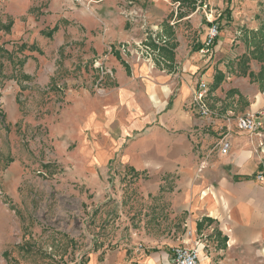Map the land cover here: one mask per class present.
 <instances>
[{
    "label": "rangeland",
    "instance_id": "1",
    "mask_svg": "<svg viewBox=\"0 0 264 264\" xmlns=\"http://www.w3.org/2000/svg\"><path fill=\"white\" fill-rule=\"evenodd\" d=\"M111 1L0 0V264H90L96 253L128 245L125 188L119 198L110 176L101 199L72 178L73 166L63 162L87 139L70 126L71 138L63 135V93L99 94L103 80L114 78L107 57L169 73L176 55H199L203 67L187 106L199 117L194 95L200 82L207 85L202 104L210 117L244 111V102L232 103L241 95L264 97V0H170L168 9L158 12L153 0ZM105 6L112 12L116 7L108 13L110 27L120 21L129 37L101 46L108 27L96 22L91 34L88 28ZM212 24L219 34L202 53ZM208 71L210 83L202 77ZM251 114H260L262 122V111ZM262 132L263 122L246 133ZM66 144L68 149L62 148ZM221 148L222 143L220 154ZM138 203L143 206L142 197ZM185 233L187 228L180 232Z\"/></svg>",
    "mask_w": 264,
    "mask_h": 264
},
{
    "label": "crops",
    "instance_id": "2",
    "mask_svg": "<svg viewBox=\"0 0 264 264\" xmlns=\"http://www.w3.org/2000/svg\"><path fill=\"white\" fill-rule=\"evenodd\" d=\"M169 3L153 0L152 7L166 11ZM115 9L105 6L89 23V34L96 22L108 27L101 46L129 37L120 21L110 27L108 13ZM200 61L199 55L179 54L175 70L162 73L111 56L106 63L114 78L103 80L99 94L63 93V135L71 138L70 126L87 138L63 161L73 166L70 176L101 199L112 176V192L120 198L125 188L127 196L128 245L98 252L90 264H171L172 250L182 244L197 245L199 264H264V132L238 131L235 124L240 116L262 111L264 126V97L241 95L232 103L244 102V111L199 117L187 106ZM202 77L211 82L209 71ZM223 139L230 148L221 155ZM183 228L188 233L181 235ZM137 243L143 244L140 252Z\"/></svg>",
    "mask_w": 264,
    "mask_h": 264
},
{
    "label": "built area",
    "instance_id": "3",
    "mask_svg": "<svg viewBox=\"0 0 264 264\" xmlns=\"http://www.w3.org/2000/svg\"><path fill=\"white\" fill-rule=\"evenodd\" d=\"M207 35L204 40V51L202 49V53H208V49L213 46L215 39L219 34V28L217 25H210L207 29ZM197 91L194 95L195 103L199 104L200 116L202 117H210L211 112L207 109V107L202 104V100L207 91V85L204 82H200L198 85ZM258 116L260 114H247L241 116L237 119L236 126L237 129L244 132H256L262 127V122L259 120ZM229 149V143L226 141L222 142L221 154H226ZM258 179L260 181L263 180V175H259ZM143 245L140 243L137 246V251H142ZM173 264H199V254L196 248H189L178 246L173 249Z\"/></svg>",
    "mask_w": 264,
    "mask_h": 264
},
{
    "label": "trees",
    "instance_id": "4",
    "mask_svg": "<svg viewBox=\"0 0 264 264\" xmlns=\"http://www.w3.org/2000/svg\"><path fill=\"white\" fill-rule=\"evenodd\" d=\"M180 3H191L194 4L196 0H174ZM56 27H54L52 30H50L48 33H46V37H50L55 31H56ZM2 52V49L0 48V53ZM220 83V80H216L214 87H217V85Z\"/></svg>",
    "mask_w": 264,
    "mask_h": 264
}]
</instances>
